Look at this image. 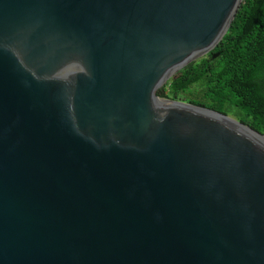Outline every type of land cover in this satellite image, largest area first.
<instances>
[{"label": "water", "instance_id": "water-1", "mask_svg": "<svg viewBox=\"0 0 264 264\" xmlns=\"http://www.w3.org/2000/svg\"><path fill=\"white\" fill-rule=\"evenodd\" d=\"M243 1L0 0V264H264V135L157 95Z\"/></svg>", "mask_w": 264, "mask_h": 264}, {"label": "trees", "instance_id": "trees-1", "mask_svg": "<svg viewBox=\"0 0 264 264\" xmlns=\"http://www.w3.org/2000/svg\"><path fill=\"white\" fill-rule=\"evenodd\" d=\"M157 95L232 115L264 135V0H244L220 44Z\"/></svg>", "mask_w": 264, "mask_h": 264}, {"label": "rangeland", "instance_id": "rangeland-1", "mask_svg": "<svg viewBox=\"0 0 264 264\" xmlns=\"http://www.w3.org/2000/svg\"><path fill=\"white\" fill-rule=\"evenodd\" d=\"M231 118L236 119L234 116L230 115ZM237 120V119H236Z\"/></svg>", "mask_w": 264, "mask_h": 264}]
</instances>
